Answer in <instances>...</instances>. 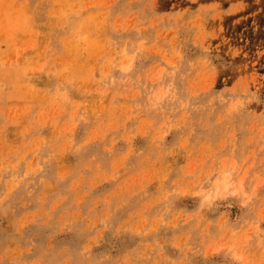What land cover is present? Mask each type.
<instances>
[{"label":"rangeland","instance_id":"374dc122","mask_svg":"<svg viewBox=\"0 0 264 264\" xmlns=\"http://www.w3.org/2000/svg\"><path fill=\"white\" fill-rule=\"evenodd\" d=\"M0 264H264V0H0Z\"/></svg>","mask_w":264,"mask_h":264}]
</instances>
